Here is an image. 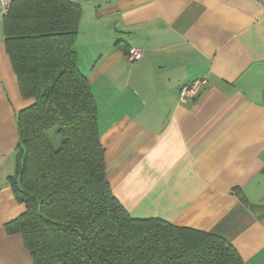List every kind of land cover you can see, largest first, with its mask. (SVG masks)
<instances>
[{
  "label": "crops",
  "instance_id": "crops-1",
  "mask_svg": "<svg viewBox=\"0 0 264 264\" xmlns=\"http://www.w3.org/2000/svg\"><path fill=\"white\" fill-rule=\"evenodd\" d=\"M78 65L98 105L107 176L136 218L216 233L264 264V0H74ZM0 12V264H34L7 224L29 102ZM144 51L131 62L130 47ZM207 78L194 98L185 83Z\"/></svg>",
  "mask_w": 264,
  "mask_h": 264
},
{
  "label": "trees",
  "instance_id": "trees-1",
  "mask_svg": "<svg viewBox=\"0 0 264 264\" xmlns=\"http://www.w3.org/2000/svg\"><path fill=\"white\" fill-rule=\"evenodd\" d=\"M82 7L74 0H14L7 52L28 104L17 113V172L25 205L9 221L34 264H244L234 245L166 219L136 218L107 176L98 105L78 65Z\"/></svg>",
  "mask_w": 264,
  "mask_h": 264
},
{
  "label": "built area",
  "instance_id": "built-area-1",
  "mask_svg": "<svg viewBox=\"0 0 264 264\" xmlns=\"http://www.w3.org/2000/svg\"><path fill=\"white\" fill-rule=\"evenodd\" d=\"M13 1L14 0H0V12L6 15ZM144 55H145L144 51L137 47L132 46L128 50V59L131 62L142 59ZM207 82H208L207 78L203 77V78H199L191 82L185 83L180 88V93H179L180 100L185 101L188 98H194L198 94L200 88L203 85H206Z\"/></svg>",
  "mask_w": 264,
  "mask_h": 264
}]
</instances>
